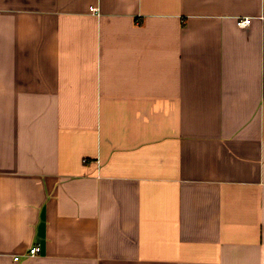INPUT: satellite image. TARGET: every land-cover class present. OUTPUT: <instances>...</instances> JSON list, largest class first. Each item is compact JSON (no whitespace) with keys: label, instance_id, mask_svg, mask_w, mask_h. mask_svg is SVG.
Here are the masks:
<instances>
[{"label":"crops","instance_id":"1","mask_svg":"<svg viewBox=\"0 0 264 264\" xmlns=\"http://www.w3.org/2000/svg\"><path fill=\"white\" fill-rule=\"evenodd\" d=\"M0 264H264V0H0Z\"/></svg>","mask_w":264,"mask_h":264},{"label":"built area","instance_id":"2","mask_svg":"<svg viewBox=\"0 0 264 264\" xmlns=\"http://www.w3.org/2000/svg\"><path fill=\"white\" fill-rule=\"evenodd\" d=\"M251 21L252 20L249 17L239 18L237 20V25L239 27H241V28L242 27H247V26H249L251 24ZM40 251H41V247L40 246H34L33 248L30 249L29 254L30 255H36V254H39ZM18 259H19V257H16V260H18Z\"/></svg>","mask_w":264,"mask_h":264}]
</instances>
